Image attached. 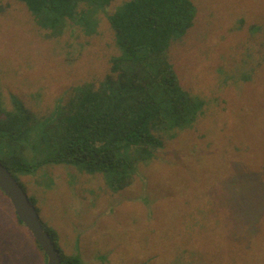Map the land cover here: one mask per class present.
<instances>
[{"label": "rangeland", "instance_id": "374dc122", "mask_svg": "<svg viewBox=\"0 0 264 264\" xmlns=\"http://www.w3.org/2000/svg\"><path fill=\"white\" fill-rule=\"evenodd\" d=\"M196 2L203 9L202 16L212 17L214 26L207 25L204 29L196 22L183 36L170 35L168 57L184 73L190 92L208 102L207 105L204 102L205 115H199L196 126L185 130L184 136L180 134L173 140L164 137L166 147L157 150L186 162L187 169L176 164L166 167L156 161L134 167L136 180L131 193H117L113 197L110 192L114 182L110 174H91L81 167L55 168L59 178L48 179V193L33 181L36 175L23 179L27 194L33 203L36 201L34 204L42 220L44 217L43 224L51 237L52 229L60 247L65 248L63 252L74 253L77 248L86 264H104V259L107 264H140L145 257L149 261L141 264H264V234L259 250L261 258L249 261L228 254L218 238L227 234L225 219H231L237 231L253 234L257 223L264 221V98H261V94L264 95V34L253 32L264 15V0ZM121 5V2L114 3L110 9L115 12ZM94 16L97 23L104 26V14L97 10ZM30 22V15L20 7L10 14L5 13L0 20V27L10 33L5 41L9 42L16 33L22 34L20 44L25 42L24 53L27 38L34 40L26 54L17 55L11 49L0 54V91L10 95L15 72L28 65L27 62L30 66L38 64L36 75L41 77L36 79L39 78L41 84L35 83L34 90L46 93L48 98H39V107H31L32 112L42 118L40 134L32 143L36 162L46 155L38 142L43 138L44 128L55 124L66 113L68 98L63 96L69 85L77 80L78 85L100 84L110 64L106 54H99L104 49L90 52L87 41L91 38L86 34L73 32L70 36L69 32H63L45 36L52 34L46 30L47 34L41 38H34L30 35ZM45 38L46 44L40 43ZM69 39L77 44L71 47ZM33 45L41 46L38 55ZM212 47H216L218 54L210 51ZM69 61L73 62L69 64ZM250 68L254 73L252 82H237L236 76ZM221 100L233 111H237L239 105H251L252 110L241 106L247 113L244 118L250 119L249 125L242 129L243 118L238 119L235 114L229 118L223 113L225 103ZM211 116L228 127V134H213L208 125L205 126L208 134L199 132H204L202 118ZM33 133L37 135L34 129ZM175 143L182 146L174 147ZM198 144H206V150L192 147ZM1 154L3 158L5 153ZM51 166L54 165L41 168ZM218 168L227 171L224 178ZM84 175L87 178L83 179ZM82 191L90 193L95 202L88 213L82 207ZM42 202L43 205H39ZM3 210L0 204V219L4 216ZM108 220L115 229L105 223ZM208 226L220 229L208 234L204 231ZM30 234L27 228L15 225L10 230H0V264H39L38 247ZM188 237L192 244L182 245ZM202 238L210 244L205 243L200 250ZM9 245L17 248L13 261L9 254L4 256Z\"/></svg>", "mask_w": 264, "mask_h": 264}, {"label": "trees", "instance_id": "16d2710c", "mask_svg": "<svg viewBox=\"0 0 264 264\" xmlns=\"http://www.w3.org/2000/svg\"><path fill=\"white\" fill-rule=\"evenodd\" d=\"M120 2L122 5L115 12V9H110L114 3L118 5ZM18 7L31 17L32 37L41 38L47 34L46 30L52 34L45 36L60 35L63 32H69L70 36L74 34L73 32H76V35L84 33L91 38L87 41L91 47L90 52L98 53V50L104 49L99 54L108 56L110 68L100 84L84 82L78 85L77 80L69 85L67 94L63 96L68 98L66 113L58 118L55 124L44 128L43 138L38 142L39 148L41 146L46 155L41 156L36 162L33 158L32 143L40 134L42 118H38L31 107H39L38 99L48 96L44 92L34 90L37 87L35 83L41 84L40 79H36L41 77L36 75L38 64L32 63L30 66L27 62L28 65H23L15 72L10 82L11 94L0 91V155L2 152L5 153L0 162L17 181L20 179L23 182L24 178L36 175L33 181L38 187H44L48 193L50 190L46 184L48 179L55 181L59 178L58 173L54 172L55 168L61 165L67 168L81 167L91 174H110L114 183L113 191L109 192L113 197L117 193L120 195L131 193L136 180L134 167L156 161L166 167L176 164L187 169L186 162L157 150L166 147L164 137L166 140H173L180 134L184 136L185 130L196 126L199 115L204 114L208 103L190 92L184 73L179 71L168 57L170 35L181 37L187 30H191L196 22L204 29L207 25L215 24L211 16H202L203 9L196 0H0V20L5 13L10 14ZM97 10L106 17L104 26L97 23L96 16L93 17ZM259 22V26L253 31L257 35L261 32L264 34V15ZM12 25L16 27L13 19ZM26 30L24 31L27 32ZM9 35L10 33H6L0 27L1 55L5 51L10 52V49L17 55L26 54L34 41L27 38L24 53L25 42L20 44L22 34H14L7 42L5 40ZM46 39L40 43L46 44ZM68 43L71 47L77 44L70 39ZM33 46L35 54L38 55L41 46ZM210 51L218 54L216 47H212ZM251 71L252 68L243 75L236 76L237 82H252L254 73ZM30 83L33 84L31 88ZM261 98H264L263 93ZM222 102L225 103L223 113L225 112L228 117L235 114L238 119L243 118L240 122L242 129L249 125L250 119L244 118L247 113L241 106L252 110L251 105L242 104L237 111H233L226 108L225 100ZM202 124L204 132L199 130L201 134H208L205 130L206 125L213 134L226 133L228 129L213 116L202 118ZM33 129L37 135L33 133ZM176 130L179 132H175ZM173 146L182 145L175 143ZM192 147L200 151L207 148L206 144ZM170 159L173 163H170ZM48 164L54 166L41 168ZM218 169L223 171L224 178L227 171L225 172L223 168ZM157 170L160 171L159 168H155V171ZM85 176L83 179L87 178ZM21 185L27 190L26 183L23 182ZM75 191L77 194V190ZM81 194L84 199L82 207H85V212L88 213L93 210L95 202L91 200L90 193L82 191ZM140 197L137 195V198ZM43 202L39 205H43ZM34 203L36 204V201ZM0 204L4 209V216L0 219V230H10L13 225L26 230L1 191ZM37 211L39 212L38 209ZM150 215L154 221L153 213ZM109 220L105 223L115 229ZM44 221L43 217L42 222ZM224 223L227 234L218 237L223 250H227L230 255L241 256L244 261L261 258L259 250L263 245V220L254 228L255 234L250 231H237L238 227L234 226L231 219H225ZM214 229L220 228L208 226L204 231L210 234ZM51 231L62 264H86L81 257V251L77 248H75L77 252L64 253L65 248L58 244L55 231L52 229ZM30 236L32 237L31 234ZM200 241V250L205 243L210 244L204 242L203 238ZM34 242L39 251L38 262L45 264L46 256L38 243L35 240ZM187 244H192L189 237L182 242L184 246ZM192 249L197 250V247ZM16 250V247L9 245L4 250V256L9 254L13 261ZM145 261H149L147 257L143 258V262ZM104 262L107 264L106 259Z\"/></svg>", "mask_w": 264, "mask_h": 264}, {"label": "water", "instance_id": "95a60500", "mask_svg": "<svg viewBox=\"0 0 264 264\" xmlns=\"http://www.w3.org/2000/svg\"><path fill=\"white\" fill-rule=\"evenodd\" d=\"M0 191L10 202L13 211L31 233L46 256L45 264H62L61 255L50 232L44 227L40 214L27 191L0 162Z\"/></svg>", "mask_w": 264, "mask_h": 264}, {"label": "clouds", "instance_id": "9594fccd", "mask_svg": "<svg viewBox=\"0 0 264 264\" xmlns=\"http://www.w3.org/2000/svg\"><path fill=\"white\" fill-rule=\"evenodd\" d=\"M255 28H256V27H255ZM255 28H254V29H255ZM250 31H251V30H250ZM250 31H249V32H250ZM33 239H34V238H33ZM36 243H37V242H36ZM38 246H39V245H38ZM39 247H40V246H39Z\"/></svg>", "mask_w": 264, "mask_h": 264}]
</instances>
